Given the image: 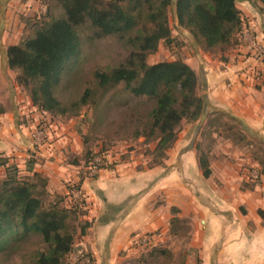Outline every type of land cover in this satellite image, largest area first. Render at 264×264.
I'll return each instance as SVG.
<instances>
[{
  "label": "crops",
  "instance_id": "1",
  "mask_svg": "<svg viewBox=\"0 0 264 264\" xmlns=\"http://www.w3.org/2000/svg\"><path fill=\"white\" fill-rule=\"evenodd\" d=\"M235 1L242 20L236 44L206 51L194 41L191 51L182 48V61L197 74L196 91L203 101L199 118L182 122L162 163L147 166L144 156V167L137 168L139 156L120 160L106 151L110 164L92 178L80 177L81 165L67 160L83 151L76 131L49 119L42 127L41 114L30 99L12 90L7 46L0 43V155L22 173H41L51 193H68V182L78 185L77 192L87 201L83 219L89 222L78 243L91 254L92 264L116 263L119 252L131 248L141 235L140 241L152 242L153 236L147 233L166 231L170 206L182 209L180 216L194 214L196 230L198 226L200 230L201 264H264V219L258 213L264 210V177L247 153L252 144L224 135L237 126L241 140L251 136L264 143V63L251 59L242 34L248 31L264 44V7ZM176 28L172 37L191 35L180 25ZM37 126L44 132L40 142L31 135ZM206 136L212 146L208 151L211 173L205 178L197 148ZM3 172L0 166V176ZM243 181L253 184L241 189ZM157 198L162 202L156 204ZM250 230L249 240L241 237Z\"/></svg>",
  "mask_w": 264,
  "mask_h": 264
},
{
  "label": "trees",
  "instance_id": "2",
  "mask_svg": "<svg viewBox=\"0 0 264 264\" xmlns=\"http://www.w3.org/2000/svg\"><path fill=\"white\" fill-rule=\"evenodd\" d=\"M172 1L178 25L187 29L202 49L224 50L238 42L242 20L235 0H47L46 12L31 22V32L6 47L8 67L18 70L15 81L28 92L33 107L51 115H76L91 101L92 89L85 87L78 97L66 102L60 93L64 75L68 81L75 64L72 59L79 56L83 39L115 36L123 40L128 53L119 63L94 72V88L120 85L134 97L153 101L147 114L138 116L137 126L141 128L137 127L133 136L155 141L154 152L163 157L182 121L197 120L203 109L196 91L197 74L187 63L179 59L146 60L161 40L170 44L175 39L167 18ZM101 153H94L83 141L82 153L71 162L87 165ZM197 154L206 178L211 173L208 154L199 147ZM0 166L4 169L0 176V251L9 243L36 235L47 248L39 252L35 264H62L73 247L76 210L61 205V198L45 203L47 180L41 173L21 176L20 169L1 155ZM170 212L174 232L182 218L177 215L178 207L171 206ZM258 213L264 219V210L258 209ZM88 226V221L81 224L79 233ZM166 253L167 249L153 246L146 259Z\"/></svg>",
  "mask_w": 264,
  "mask_h": 264
},
{
  "label": "rangeland",
  "instance_id": "3",
  "mask_svg": "<svg viewBox=\"0 0 264 264\" xmlns=\"http://www.w3.org/2000/svg\"><path fill=\"white\" fill-rule=\"evenodd\" d=\"M248 1H253L258 8L262 9L264 7V1ZM46 2L47 0H0V32L2 35L4 34L3 40L0 38V43L4 42L6 46L16 44L28 35L31 32L30 24L35 17L45 14ZM53 10L55 13L58 12L57 9ZM167 18L171 31L172 29H177L176 27L179 25L176 22L177 20L174 19L173 1L168 7ZM141 22L143 21L141 20ZM141 22L138 26L141 25ZM174 38V41L170 44H166L161 40L157 49L147 55V62L155 63L163 60L171 61L176 59L182 61L184 54L182 48L186 47L185 52H189L192 49L194 41L197 42L191 35L185 38L179 36H175ZM128 51L129 48L123 40L115 36H105L91 40L83 39L79 56L72 59L75 64L68 81L65 80L66 76L64 75V88L61 84L60 97L62 101L66 102L69 99L78 97L85 87H90L92 89L91 101L81 107L79 113L76 115L61 116L51 115L48 112L38 109L36 111L42 115V117L40 115L39 123L42 127L45 128L43 123L48 119L60 122L65 126L72 127L80 136L81 141H86V144L92 148L94 153L105 152L107 156L106 151L108 153L111 151V154L117 155L120 160H131L139 156L140 162H137V168H142L144 167L142 161L144 156L146 157L145 165L150 166L163 160L166 155L165 153L163 157L156 155L154 152L155 141H147L143 136H133L134 130L139 126H137L139 117L147 114L153 106V101L148 100L146 97H134L123 91L120 85L98 88L97 90L94 88L96 87L94 72L104 69L109 65L119 63ZM9 72L11 78L14 80L12 90L21 98H29L28 92L15 81L18 70L9 69ZM15 87L16 89H14ZM226 125L223 124L225 130ZM42 127L37 126L36 129ZM234 127L236 129L233 132L231 128L224 135L235 141L240 140L244 145L252 144L251 147L247 148L249 150L246 152L251 158L257 161L260 173L264 177V143L251 136L249 138L244 136L241 140L239 128L237 126ZM138 128L140 129L141 127ZM211 146V141L206 136L201 142L200 150L208 154ZM97 157H100V154ZM75 158H77L76 155H70L67 160L72 161ZM108 164L110 162L107 161L106 164L101 166L100 170L107 167ZM79 165H81L79 168L80 177L92 178L99 172L88 176L85 171V165ZM248 168L251 169V167ZM20 175L24 177L27 175L30 176V174L22 172H20ZM217 184L221 185L218 182ZM251 184L253 183L243 181L240 187L241 189H245ZM65 185L68 193H57L56 191L51 193L47 191L48 193L44 199L45 203H47L56 198H61V205L76 210L75 220H72V224L75 227L73 247L62 264H81L80 261L76 260V252L78 249H85L84 247H80L78 239L80 236L79 227L86 221L83 219V215L87 214L88 211L86 208L87 201L83 193L77 192V185L74 186V183L71 182L65 183ZM73 192L77 193L74 195ZM155 200L156 204L162 202L159 198ZM181 211L182 209L179 210L180 213ZM179 212L177 214L178 216H180ZM193 215L191 212L190 215L180 216L182 221L174 226V232L171 230L170 217L166 231L158 229L148 232V235L153 236V240L150 243H148L149 239L140 241L143 236L141 235V237L133 241L134 243L131 244V248L119 252L116 263L114 264H201L200 230H198L199 226L196 230ZM171 216L173 215L171 214ZM251 233H253V230L245 231V234H242L241 237L244 236L246 240H249L252 237ZM153 246L167 249L166 255L162 256L159 254L147 260L146 254ZM46 248V244L41 241L39 236L29 235L24 240L9 243L4 250L0 251V264H35L39 252L45 251Z\"/></svg>",
  "mask_w": 264,
  "mask_h": 264
},
{
  "label": "built area",
  "instance_id": "4",
  "mask_svg": "<svg viewBox=\"0 0 264 264\" xmlns=\"http://www.w3.org/2000/svg\"><path fill=\"white\" fill-rule=\"evenodd\" d=\"M242 34L243 38L248 41L251 59L257 62L264 63V44L260 40H257L255 37H253L248 31H244L242 32ZM31 135L34 140L40 142L44 137V132L42 129H35ZM106 162V154L104 152L100 154V157H94L89 164L85 165V171L87 175L91 176L93 174H96L100 170L101 166L106 164ZM256 177L257 173L253 172L252 178ZM76 258V260L80 261L81 264L91 263V256L85 249H78L76 252Z\"/></svg>",
  "mask_w": 264,
  "mask_h": 264
}]
</instances>
